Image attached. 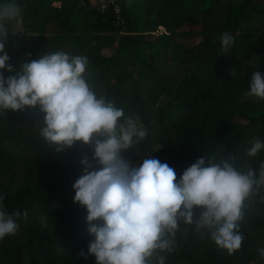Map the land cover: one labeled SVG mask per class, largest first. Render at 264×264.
<instances>
[{
  "label": "trees",
  "instance_id": "16d2710c",
  "mask_svg": "<svg viewBox=\"0 0 264 264\" xmlns=\"http://www.w3.org/2000/svg\"><path fill=\"white\" fill-rule=\"evenodd\" d=\"M96 1L15 0L22 15L6 23L5 44L14 71L0 72L15 75L55 52L84 56V78L97 97L123 108L120 123L131 117L147 130L122 153L132 164L152 155L179 181L198 158L208 166L210 155L232 154L258 178L264 149L246 152L254 138L264 142V100L247 93L252 73L264 75V0H117L119 14ZM224 32L235 37L227 53ZM43 117L39 105L0 110V209L21 213L13 217L16 234L0 240V264H95L94 256L78 255L94 235L72 185L82 175L81 157L99 165L90 144L57 151L46 142ZM245 203L238 251L228 255L207 230L180 222L173 251L160 253L165 264H264L257 251L264 248V185Z\"/></svg>",
  "mask_w": 264,
  "mask_h": 264
},
{
  "label": "clouds",
  "instance_id": "9594fccd",
  "mask_svg": "<svg viewBox=\"0 0 264 264\" xmlns=\"http://www.w3.org/2000/svg\"><path fill=\"white\" fill-rule=\"evenodd\" d=\"M21 15L22 7L15 0L0 5V69L9 73L14 68L5 51L6 23ZM234 40L229 32L222 34V53ZM87 63L84 56L55 52L23 63L15 75L5 77L0 72L3 113L39 105L44 113L40 134L57 151L75 141L92 146L93 161L99 167L87 156L81 157L82 175L72 185L73 202L86 209L87 232L94 235L87 252L81 250L78 255L94 256L95 264H150L155 255L157 264H165L160 253L173 251L180 222L207 230L228 255L238 251L244 240L240 228L245 202L264 185V164L257 178L250 165L237 166L236 156L218 153V158L209 156L208 166L203 157L198 158L179 181L173 168L152 155L138 166L132 164L122 153L143 140L147 130L138 119L119 122L125 115L123 108L97 97L84 78ZM247 94L264 100V75L259 71L252 73ZM261 149L264 142L254 138L246 155L255 157ZM27 215L25 211V219ZM20 216L19 211L9 214L0 209V240L16 234L20 225L13 217ZM96 220L103 223H92ZM257 251L264 259V248Z\"/></svg>",
  "mask_w": 264,
  "mask_h": 264
},
{
  "label": "built area",
  "instance_id": "2783aa9c",
  "mask_svg": "<svg viewBox=\"0 0 264 264\" xmlns=\"http://www.w3.org/2000/svg\"><path fill=\"white\" fill-rule=\"evenodd\" d=\"M95 4H96V7L100 10L105 9L107 6L110 5L112 6L114 12L116 14H119L120 7H119L117 0H97Z\"/></svg>",
  "mask_w": 264,
  "mask_h": 264
},
{
  "label": "rangeland",
  "instance_id": "374dc122",
  "mask_svg": "<svg viewBox=\"0 0 264 264\" xmlns=\"http://www.w3.org/2000/svg\"><path fill=\"white\" fill-rule=\"evenodd\" d=\"M158 29H159V31H163L164 30L162 27H159ZM103 52H105V50H103Z\"/></svg>",
  "mask_w": 264,
  "mask_h": 264
}]
</instances>
